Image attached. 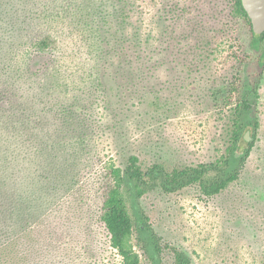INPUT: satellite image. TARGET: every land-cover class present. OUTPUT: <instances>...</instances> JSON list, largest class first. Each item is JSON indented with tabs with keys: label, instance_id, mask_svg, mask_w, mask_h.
Returning <instances> with one entry per match:
<instances>
[{
	"label": "rangeland",
	"instance_id": "374dc122",
	"mask_svg": "<svg viewBox=\"0 0 264 264\" xmlns=\"http://www.w3.org/2000/svg\"><path fill=\"white\" fill-rule=\"evenodd\" d=\"M176 5L182 10L172 14L175 21L155 20L158 9ZM229 12L227 0H143L144 33L174 24L173 32L157 42L156 67L152 70L153 62L146 60L139 79H103L101 91L112 110L102 100L88 109L99 125L78 126L85 147L76 156L75 176L62 183L60 198L48 199L33 231L10 219L9 201L1 199L0 242L24 236L15 241V252L0 255L1 261L122 264L99 216L106 163L124 167L130 154H138L143 165L160 162L172 168L224 154L236 104L225 103L228 83L240 72L242 59L248 71L256 67L248 26ZM259 93V129L238 180L212 197L195 184L172 193L156 188L142 198L163 242L183 250L190 264H264V74ZM105 127L111 130L103 134ZM135 248L141 264H150ZM163 264H173L168 249Z\"/></svg>",
	"mask_w": 264,
	"mask_h": 264
},
{
	"label": "trees",
	"instance_id": "16d2710c",
	"mask_svg": "<svg viewBox=\"0 0 264 264\" xmlns=\"http://www.w3.org/2000/svg\"><path fill=\"white\" fill-rule=\"evenodd\" d=\"M227 3L229 16L248 26L256 53L255 71L242 59L227 86L225 103H236L229 144L219 158L197 165H143L138 154H130L124 167L106 163L99 216L122 264H141L135 246L150 264H163L166 249L173 264H190L183 250L163 242L142 198L156 188L172 193L195 184L206 197L215 196L239 179L250 155L260 124L264 32L254 33L242 0ZM178 10L177 5L158 9L155 20L175 21ZM143 23V0H0V201H9L8 215L21 229L33 231L48 199L60 198L62 183L74 178L76 156L85 147L76 130L99 125L88 109L102 100L112 110L101 91L103 79H139L146 60L156 67L157 42L174 24L152 34L144 33ZM102 130L106 134L111 127ZM247 130L250 142L244 138ZM20 236L0 242V255L15 252Z\"/></svg>",
	"mask_w": 264,
	"mask_h": 264
},
{
	"label": "water",
	"instance_id": "95a60500",
	"mask_svg": "<svg viewBox=\"0 0 264 264\" xmlns=\"http://www.w3.org/2000/svg\"><path fill=\"white\" fill-rule=\"evenodd\" d=\"M244 9L247 11L254 33L262 34L264 32V0H242ZM252 133L247 130L244 138L250 142Z\"/></svg>",
	"mask_w": 264,
	"mask_h": 264
}]
</instances>
